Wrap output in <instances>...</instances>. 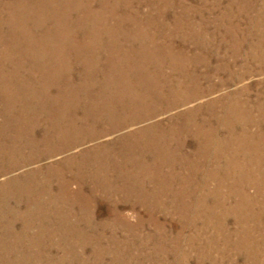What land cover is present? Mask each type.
Returning <instances> with one entry per match:
<instances>
[{
    "label": "rangeland",
    "instance_id": "obj_1",
    "mask_svg": "<svg viewBox=\"0 0 264 264\" xmlns=\"http://www.w3.org/2000/svg\"><path fill=\"white\" fill-rule=\"evenodd\" d=\"M0 21V73L32 79L0 100V130L33 139L0 164L48 177L44 201L0 217L14 231L0 264H264V0H0ZM74 22L97 35L95 60L71 49ZM99 27L117 48L106 63ZM146 123L149 152L91 171L100 186L79 201L54 189Z\"/></svg>",
    "mask_w": 264,
    "mask_h": 264
},
{
    "label": "bare ground",
    "instance_id": "obj_2",
    "mask_svg": "<svg viewBox=\"0 0 264 264\" xmlns=\"http://www.w3.org/2000/svg\"><path fill=\"white\" fill-rule=\"evenodd\" d=\"M53 1V0H52ZM117 5V4H116ZM116 9V8H115ZM118 13V12H117ZM96 14V13H95ZM110 16V15H109ZM103 19V18H102ZM69 20V19H68ZM94 20V19H93ZM59 21V20H58ZM111 21V20H110ZM238 21V20H237ZM1 22V21H0ZM106 22V21H105ZM104 22V23H105ZM5 23V22H4ZM65 23V22H64ZM101 23V22H100ZM117 23V22H116ZM71 28L74 29H79L75 30L78 31V35L85 40L83 41V39H74L72 38V40H70V44H71V49L74 50V46L76 48L77 53H80L82 56L85 53L84 51L86 50L89 54V56H91V58L89 56H85L86 58L89 57V60L91 61L93 58L95 60V54L94 50L96 49V47L94 48V44H92L91 42V38L89 37V35H94L97 36L96 34L90 33L88 31H86V27H83L82 25H80L81 23H71ZM105 25V24H104ZM101 26V25H100ZM98 27V26H97ZM44 28V27H43ZM48 28V27H47ZM52 28V27H51ZM93 28V27H91ZM110 28V27H109ZM107 27H99L98 31L101 34L102 40L99 44V51H100V63H106L109 62L111 60V55L112 53H110L109 51L115 52V50H117L116 48V43L113 42V40L111 41H107V38L104 36V33L109 29ZM1 29V28H0ZM66 29V28H65ZM128 29V28H127ZM7 30V29H6ZM49 30V29H48ZM55 30V29H54ZM92 30V29H91ZM95 30V29H94ZM86 31V32H85ZM93 31V30H92ZM118 31V30H117ZM123 31V30H122ZM153 31V30H152ZM68 33L67 29H66V34ZM112 33H114L112 31ZM126 34V33H125ZM68 35V34H67ZM16 36V35H15ZM48 36V35H47ZM69 36V35H68ZM134 36V35H133ZM92 37V36H91ZM109 38V37H108ZM111 38V37H110ZM125 38V37H123ZM42 39V38H41ZM49 38L47 37V40ZM114 39V38H113ZM63 40V39H62ZM69 40V39H68ZM82 40V41H81ZM118 40V39H117ZM126 40V39H125ZM19 43L20 40H17ZM124 41V40H123ZM133 41V40H132ZM3 43L6 45V41L0 37V43ZM77 42V44L75 45V43ZM96 42V41H95ZM122 42V41H121ZM66 43V42H65ZM23 44V43H22ZM36 44V43H35ZM59 44V43H58ZM133 44V43H132ZM137 44V43H136ZM53 45V43H52ZM69 45V44H68ZM138 46V45H137ZM36 47V46H35ZM68 48V47H67ZM92 48V49H91ZM119 48V47H118ZM132 48V47H131ZM135 48V47H134ZM14 50V49H13ZM75 51V50H74ZM73 51V52H74ZM75 51V52H76ZM4 52V51H3ZM14 53V52H13ZM57 53V52H56ZM83 53V54H82ZM41 54V52H40ZM68 54V53H67ZM126 54V53H125ZM128 54V53H127ZM7 55V53L5 54ZM66 55V54H65ZM130 55V54H129ZM128 55V56H129ZM71 56V55H69ZM80 56V57H82ZM117 56V55H116ZM124 56V55H123ZM126 56V55H125ZM3 58H5V56H2ZM2 58L0 57V63ZM50 59V58H49ZM66 59V58H65ZM68 59V58H67ZM130 59V58H129ZM81 60V58L79 59V61ZM88 60V59H87ZM122 60V59H121ZM58 61V60H57ZM124 61V58L123 60ZM59 62V61H58ZM93 62V61H92ZM95 62V61H94ZM114 62V61H113ZM116 62V61H115ZM54 64V63H52ZM114 64V63H113ZM78 65V64H77ZM82 65V64H81ZM97 65V64H96ZM114 66V65H113ZM117 66V65H116ZM7 67V66H6ZM67 68V67H66ZM97 68V67H96ZM112 68V67H111ZM1 69V66H0ZM107 72V71H106ZM105 73V72H104ZM45 74V73H44ZM57 74V73H56ZM59 74V73H58ZM84 74V73H83ZM35 75L39 78H43L41 75H39V73H35ZM69 75V74H68ZM10 76H14V73H0V100H6L11 98L12 95L9 94L7 91H12L13 89H15L16 91L18 90H27L26 88H28L27 86L29 85V81H31V77L29 75H25V77L16 74V78L18 79V81L14 80L15 83H11L9 82V77ZM51 76V75H50ZM110 76V74H109ZM100 77V76H99ZM108 77V76H107ZM47 78V77H46ZM78 78V77H77ZM7 79V80H6ZM34 79V78H33ZM37 79V78H36ZM48 79V78H47ZM106 79V78H105ZM109 79V78H108ZM133 79V78H132ZM144 79V78H143ZM142 79V80H143ZM35 80V79H34ZM104 80V79H103ZM125 80V79H124ZM174 80V79H173ZM11 81V80H10ZM48 81V80H47ZM99 81V80H98ZM141 81V80H140ZM40 82V81H39ZM87 82V81H86ZM118 82V81H117ZM145 82V81H144ZM156 82V81H155ZM160 82V81H159ZM163 82V81H162ZM72 83V82H71ZM166 83V82H165ZM35 84V83H34ZM38 84V83H37ZM40 84V83H39ZM70 84V83H69ZM141 84V83H140ZM169 84V83H168ZM171 84V83H170ZM53 85V84H52ZM60 85V84H59ZM158 85V84H157ZM156 85V86H157ZM219 85V84H218ZM61 86V85H60ZM64 86V85H63ZM67 86V85H66ZM65 86V87H66ZM104 86V85H103ZM107 86V85H106ZM123 86V85H122ZM143 86V85H142ZM149 86V85H148ZM155 86V85H154ZM155 86V87H156ZM100 87V86H99ZM162 87V86H161ZM160 87V88H161ZM58 88V87H57ZM116 88V87H115ZM136 88V87H135ZM144 88V87H143ZM164 88V85H163ZM172 88V86H171ZM73 89V88H72ZM154 89V88H153ZM52 90V89H51ZM75 90V89H74ZM77 90V89H76ZM79 90V89H78ZM156 90V89H155ZM160 90V89H159ZM63 91V90H62ZM112 91V90H111ZM131 91V90H130ZM134 91V90H133ZM141 91V90H140ZM150 91V90H149ZM158 91V90H157ZM13 92V91H12ZM123 92V91H122ZM146 92V91H145ZM151 92V91H150ZM164 92V91H163ZM260 92V91H259ZM106 93V92H105ZM162 93V92H161ZM64 94V93H63ZM110 94V92H109ZM115 95V94H114ZM84 96V95H83ZM132 96V95H131ZM62 97V96H61ZM138 97V96H137ZM154 97V96H153ZM156 97V96H155ZM120 98V97H119ZM132 98V97H131ZM145 98V96H144ZM110 99V98H109ZM15 100V99H14ZM20 100V99H19ZM101 100V99H100ZM104 100V99H103ZM115 100V99H114ZM146 100V99H145ZM15 102V101H14ZM121 102V101H120ZM128 102V101H127ZM101 103V102H100ZM139 103V102H138ZM143 103V102H142ZM103 104V103H102ZM180 104V103H179ZM16 105V104H15ZM104 105V104H103ZM110 105V104H109ZM10 106V105H9ZM152 106V105H151ZM142 107V106H141ZM166 107V106H165ZM103 108V107H102ZM164 108V107H163ZM168 108V107H167ZM86 109V108H85ZM107 109V108H106ZM126 109V108H125ZM128 110V109H127ZM146 110V109H145ZM149 110V109H147ZM110 111V110H109ZM154 111V110H153ZM190 111V110H189ZM150 112V111H149ZM185 112V111H184ZM188 112V111H187ZM97 113V112H96ZM104 113V112H103ZM102 113V114H103ZM181 113V112H180ZM192 113V112H191ZM81 114H83L81 112ZM98 114V113H97ZM105 114V113H104ZM176 114V113H174ZM173 114V115H174ZM108 115V114H107ZM125 115V114H124ZM1 116V115H0ZM85 116V115H84ZM83 116V117H84ZM91 116V115H90ZM133 116V115H132ZM176 116V115H175ZM131 117V116H130ZM138 116H134V118H137ZM169 117V116H168ZM78 118V116H77ZM141 118V117H140ZM90 119V118H89ZM74 120V119H73ZM179 120V119H178ZM188 120V119H187ZM113 121V120H112ZM177 121V120H176ZM74 122V121H73ZM76 122V120H75ZM168 122V121H167ZM78 123V122H77ZM85 123V122H83ZM132 123V122H131ZM6 124V123H5ZM104 124V123H103ZM109 124V123H108ZM106 125L105 128L107 131L109 129H113L112 125ZM121 124V123H119ZM136 124V123H134ZM147 124V123H146ZM152 124V123H151ZM155 124V123H154ZM162 124V123H161ZM170 124V123H169ZM187 124V123H186ZM122 125V124H121ZM174 125V124H173ZM180 125V124H179ZM157 126V125H156ZM165 124L163 125L164 128ZM120 127V126H119ZM167 129L168 128V124L165 126ZM171 127V126H170ZM175 127V126H173ZM161 128V129H163ZM10 129H12L13 131H15V127H11ZM153 129V126L150 124L147 125H143L137 129H135L136 131H134V133H131L133 131H131V134H123L125 137H127L128 141H126L123 145L122 144H118L115 146V150L111 151L109 153H107V155L104 154H98L97 155V159L94 160V162L92 161L91 163H89L88 165H91V168H89V166L87 165L86 167H88L89 169H86L84 171L80 170L79 166H75L76 163L73 165V168L71 170V172L68 173V175L65 178H60L58 177V179L55 181V183L53 182V187L56 191H63L65 196L71 200L74 201H79L81 199H83L84 197H86L85 193L89 190L91 183L89 184V182H95L97 183V185L100 186V183L97 179H95V175L93 176L91 174V171L95 170L98 171L97 168L99 169V167H103V166H107L110 163V166H113L115 161H117V159H122L124 157V154L126 153H131V151H134L136 153H138V151H147L149 152V149L152 147L153 142H156L155 139L157 138H153L152 136H150V140L149 142L147 140H145L144 135H142L140 132L142 131H151ZM160 129V128H159ZM187 129V128H185ZM66 130V129H65ZM154 130V129H153ZM152 130V131H153ZM157 131V130H156ZM166 131V130H165ZM4 132V131H3ZM182 132V131H181ZM12 135H16L14 132H12ZM140 133V136H137L136 134ZM163 133V132H162ZM178 133V132H177ZM20 134V133H19ZM40 134H43L42 131H40L38 133V137L40 138ZM155 134V133H154ZM264 134V133H263ZM11 135V136H12ZM92 135V134H91ZM122 135V134H121ZM135 135V136H134ZM160 135V134H159ZM162 135V134H161ZM134 136V138L132 137ZM147 136V135H146ZM171 136V135H170ZM22 137V136H21ZM36 137V136H35ZM163 138V137H162ZM170 138V137H169ZM176 139V138H175ZM31 140H33L31 138V135L29 136V138L26 139H20L17 140L16 137H10V135L8 137H5L4 133L2 134V131L0 130V152L2 151H9L13 148H18L21 147L25 144H28L31 142ZM161 140V139H160ZM172 140V139H171ZM178 140V139H177ZM213 140V139H212ZM153 141V142H152ZM122 142V141H121ZM163 142V141H162ZM169 142V141H168ZM67 143V142H66ZM111 143H114L113 141ZM120 143V142H119ZM182 143V142H181ZM108 144V143H107ZM164 144V143H163ZM74 145V144H73ZM156 145V144H155ZM68 146V145H67ZM96 146V145H95ZM172 146V145H171ZM175 146V144H174ZM178 146V145H177ZM156 147V146H155ZM184 147V146H183ZM159 148V146H158ZM180 148V147H179ZM50 149V148H49ZM161 149V148H160ZM172 149V148H171ZM176 149V148H175ZM110 150V149H109ZM241 150V149H240ZM106 151V150H105ZM191 151V150H190ZM141 153V152H140ZM144 153V152H143ZM142 153V155H143ZM155 153V152H154ZM157 153V152H156ZM153 154V153H152ZM168 154V153H167ZM166 154V155H167ZM181 154V153H180ZM188 154V153H187ZM78 155H82V153H78ZM139 155V154H138ZM137 155V156H138ZM145 155V154H144ZM243 155V154H242ZM32 157V156H31ZM74 157V156H73ZM81 158V156H79ZM89 157V156H88ZM146 157V156H144ZM175 157V156H174ZM153 158V156H152ZM165 158V157H164ZM168 158V157H167ZM173 158V157H172ZM179 158V157H178ZM64 159V158H63ZM146 159V158H145ZM170 159V158H168ZM175 159V158H174ZM90 160V159H89ZM123 160V159H122ZM61 161V160H60ZM59 161V162H60ZM140 161V160H139ZM143 161V160H142ZM170 161V160H169ZM174 161V160H173ZM126 162V161H125ZM131 162V161H130ZM145 162V161H144ZM151 162V161H150ZM154 162V161H152ZM158 162V161H157ZM30 163V162H29ZM174 163V162H173ZM20 160L19 159H7L6 161H4L2 164H0V217L5 218V223H9L12 219V217H17L20 214L22 215V213H24V209H17L16 207H14L13 205L16 204L17 201L20 200L21 201H27L30 200V203L36 199L33 195L34 194H38L39 196H42L44 199H40V200H45L47 197V193H46V189H48V187L45 189V187L43 186V183L45 182L46 179H48V177L43 175V178H41V176L37 177V178H33L30 179L31 175L34 173V170H27V171H21L19 172L17 175V177H14L11 174H7V172L12 168V167H16L19 166ZM60 164V163H59ZM82 164V163H81ZM136 164V163H135ZM151 164V163H150ZM125 165V164H124ZM123 165V166H124ZM161 165V164H160ZM70 166V165H69ZM116 166V165H114ZM134 166V165H133ZM158 166V165H157ZM154 167V166H153ZM83 168V167H82ZM137 168V167H135ZM148 168V167H147ZM102 169V168H101ZM58 170V169H56ZM138 170V169H137ZM144 171V170H143ZM131 172V171H130ZM43 173V172H42ZM60 173V172H59ZM63 173V172H62ZM61 174V173H60ZM122 175V174H121ZM134 175V174H133ZM61 176V175H60ZM62 177V176H61ZM194 177V176H193ZM255 178V177H254ZM51 179V178H50ZM100 181L102 179H99ZM122 180V179H121ZM49 181V180H48ZM80 181L82 182V185L79 186ZM259 183V182H258ZM67 184H71V188L69 189L67 187ZM253 185V184H252ZM98 186V187H99ZM255 186V185H254ZM50 187V186H49ZM85 189V193H83L80 189ZM93 188V187H92ZM50 189V188H49ZM172 189V188H171ZM168 191V190H167ZM166 192V191H165ZM255 194V193H254ZM204 195V194H203ZM210 195V194H209ZM207 196V195H206ZM134 198V197H133ZM50 199V198H49ZM175 199V198H174ZM7 200H10L9 204H6ZM42 201V202H43ZM57 202V201H56ZM66 202V201H65ZM27 203V202H25ZM29 203V204H30ZM21 206V205H20ZM33 207L34 206H30ZM141 209V208H140ZM55 211V210H54ZM46 213V212H45ZM205 213V212H204ZM158 214V213H157ZM16 215V216H15ZM139 215V214H138ZM261 217V216H260ZM263 217V216H262ZM169 218V217H168ZM23 222V221H22ZM12 223V222H11ZM14 223V222H13ZM96 223V222H95ZM16 224V223H15ZM12 226V225H11ZM11 226H0L1 229L0 231L4 234L6 233L7 235H9V232L12 231L11 230ZM28 226V225H27ZM95 227V226H94ZM14 228V227H13ZM136 229V228H135ZM214 229V228H213ZM0 232V234H1ZM14 233V231H12ZM25 232V231H24ZM23 232V233H24ZM23 235V234H22ZM36 235V234H35ZM16 238V237H15ZM20 246V245H19ZM7 254V253H6ZM40 255V254H39ZM52 258V257H51ZM23 264V263H22Z\"/></svg>",
    "mask_w": 264,
    "mask_h": 264
}]
</instances>
